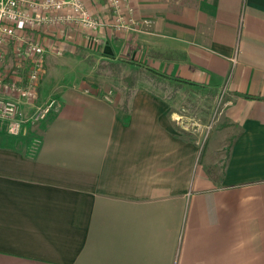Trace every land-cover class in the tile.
Returning a JSON list of instances; mask_svg holds the SVG:
<instances>
[{
	"label": "crops",
	"instance_id": "crops-1",
	"mask_svg": "<svg viewBox=\"0 0 264 264\" xmlns=\"http://www.w3.org/2000/svg\"><path fill=\"white\" fill-rule=\"evenodd\" d=\"M128 2L143 32L31 35L46 48L40 97L58 104L34 151L0 126V264H264V0ZM103 62L147 79L117 100ZM158 80L222 94L204 152Z\"/></svg>",
	"mask_w": 264,
	"mask_h": 264
},
{
	"label": "built area",
	"instance_id": "built-area-1",
	"mask_svg": "<svg viewBox=\"0 0 264 264\" xmlns=\"http://www.w3.org/2000/svg\"><path fill=\"white\" fill-rule=\"evenodd\" d=\"M128 1L105 0L109 18L104 20L85 0H0V126L10 134L24 135L57 107L54 97H40L46 48L40 38H32L33 32L47 26L77 27L89 38L104 27L143 32L151 22L136 17ZM19 69H26L25 74Z\"/></svg>",
	"mask_w": 264,
	"mask_h": 264
},
{
	"label": "rangeland",
	"instance_id": "rangeland-1",
	"mask_svg": "<svg viewBox=\"0 0 264 264\" xmlns=\"http://www.w3.org/2000/svg\"><path fill=\"white\" fill-rule=\"evenodd\" d=\"M128 67V65L121 63L103 62L96 68L99 69L96 72L99 75L101 87L104 88L105 92L112 91L113 97L117 100H119L118 98H123V101L133 93L137 85V79L141 81L142 79H147L143 74H139ZM149 85L155 89L156 93L174 100L172 106L175 113L184 116L185 124L190 128L193 127L190 125L191 120H196L199 123V126L195 127L196 129L194 128L187 132L192 134L193 131L195 139L199 141V145L204 152L212 136L211 134L213 133L216 136L218 133L216 129L220 125L224 106L222 94L211 91V89L190 88L166 80L153 81ZM47 120L48 117L37 124L29 126L28 132L22 137L23 143H29L28 146L31 147L32 151L36 150L40 145V135L46 126ZM4 133L8 135V133ZM24 146L27 147L26 145ZM209 150V156H206L205 170L211 178H220L223 172L222 160L224 158L222 157V152L216 154L212 153L211 149Z\"/></svg>",
	"mask_w": 264,
	"mask_h": 264
},
{
	"label": "trees",
	"instance_id": "trees-1",
	"mask_svg": "<svg viewBox=\"0 0 264 264\" xmlns=\"http://www.w3.org/2000/svg\"><path fill=\"white\" fill-rule=\"evenodd\" d=\"M232 139L231 140H229V142L227 143L228 144V147H227V152L230 150V148H231V145H232ZM223 169H225V166H223ZM222 169V170H223ZM224 171V170H223Z\"/></svg>",
	"mask_w": 264,
	"mask_h": 264
}]
</instances>
